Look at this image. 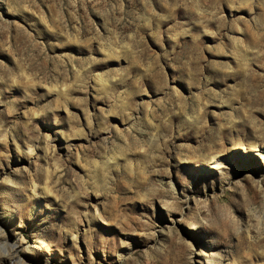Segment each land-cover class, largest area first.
I'll list each match as a JSON object with an SVG mask.
<instances>
[{"label":"rangeland","instance_id":"374dc122","mask_svg":"<svg viewBox=\"0 0 264 264\" xmlns=\"http://www.w3.org/2000/svg\"><path fill=\"white\" fill-rule=\"evenodd\" d=\"M0 264H264V0H0Z\"/></svg>","mask_w":264,"mask_h":264},{"label":"bare ground","instance_id":"6f19581e","mask_svg":"<svg viewBox=\"0 0 264 264\" xmlns=\"http://www.w3.org/2000/svg\"><path fill=\"white\" fill-rule=\"evenodd\" d=\"M214 158V157H213ZM215 160V159H214ZM216 163V162H215ZM218 163V162H217ZM218 169V168H217ZM7 214V212L3 209V211H2V220H4V217H5V215Z\"/></svg>","mask_w":264,"mask_h":264}]
</instances>
